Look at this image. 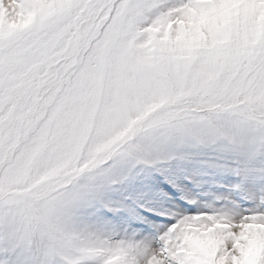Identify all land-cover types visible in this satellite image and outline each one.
<instances>
[{
	"label": "snow or ice",
	"instance_id": "obj_1",
	"mask_svg": "<svg viewBox=\"0 0 264 264\" xmlns=\"http://www.w3.org/2000/svg\"><path fill=\"white\" fill-rule=\"evenodd\" d=\"M0 264H264V0H0Z\"/></svg>",
	"mask_w": 264,
	"mask_h": 264
}]
</instances>
